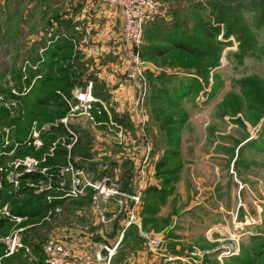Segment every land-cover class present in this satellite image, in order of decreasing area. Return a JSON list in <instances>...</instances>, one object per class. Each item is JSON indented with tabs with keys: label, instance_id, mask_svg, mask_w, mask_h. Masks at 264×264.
Returning a JSON list of instances; mask_svg holds the SVG:
<instances>
[{
	"label": "rangeland",
	"instance_id": "1",
	"mask_svg": "<svg viewBox=\"0 0 264 264\" xmlns=\"http://www.w3.org/2000/svg\"><path fill=\"white\" fill-rule=\"evenodd\" d=\"M157 1L160 15L145 24L140 48L147 83L146 122L142 130L139 122L130 121L129 114L137 111L132 110L134 105L129 107L126 116L122 113L128 119H120L123 136L118 137L107 125H94L80 109L70 115V104L78 103L76 96L86 89L73 88L71 97L70 91L68 97L61 90L68 110L60 118H46L52 115L45 107L36 108L42 118L31 116V108L23 102L35 84L30 72L40 68L42 60L65 69L61 75L67 74V80L57 77L53 85L58 93L59 81L70 82L72 71L82 75L75 79L82 85L88 75L97 78L101 73L119 77L123 83L133 56L121 37L119 12L102 2L104 15L91 13V21L82 19L74 29L70 0H0V215L10 220L0 228V264H32L31 256H41L42 242L51 237L80 247H112L120 240L111 264H125V249L147 248L140 232L163 237L156 255L160 264L171 261L166 253H175V247L188 261L185 264H264V0ZM220 12L223 23L217 21ZM199 19L218 26V33L212 38L194 33ZM57 20L68 21V26L58 25ZM169 29L204 54L170 47L162 38ZM56 31L64 39L71 38L70 47L50 57L44 52ZM112 81L104 86L109 92L119 87ZM177 83L189 86L188 95L176 99L167 95L168 101L150 98L158 87V94L170 91L171 95ZM136 94L135 87V99ZM120 113L114 112L118 118ZM65 116V132L52 131L51 126ZM94 118L104 120L102 114ZM25 121L27 135L17 142L14 131ZM70 131L76 136L73 143ZM146 144L150 153L144 183L159 191L153 199L143 192L139 226H127L125 214L113 216L117 197L122 196L110 197L106 203L98 197L94 202L91 188L83 196L61 199L35 219L19 216L17 222L10 217L16 216L11 208L20 204L22 188L39 193L38 187L54 183L23 177L28 172L22 164L28 158L40 160L35 172L47 168L49 175L66 163V156L64 160L55 156L56 147L63 146L70 149V161L88 172L90 179L106 178L110 188L130 193L141 178L138 170ZM90 148L97 156L94 161L90 155L79 157L90 154ZM39 150L44 151L34 155ZM106 150L111 152L104 158ZM150 206L154 210L147 211ZM16 231L32 255L20 250L4 256L1 238Z\"/></svg>",
	"mask_w": 264,
	"mask_h": 264
},
{
	"label": "built area",
	"instance_id": "2",
	"mask_svg": "<svg viewBox=\"0 0 264 264\" xmlns=\"http://www.w3.org/2000/svg\"><path fill=\"white\" fill-rule=\"evenodd\" d=\"M102 1L120 13L121 37L127 44H129L132 50L131 53L133 56V66L131 67V70L125 73L124 80L134 84L137 89L135 104L132 107V110L138 112V122L140 123L141 129L143 130L146 122L144 99L147 90V83L144 76L145 62L140 58V48L144 39V25L148 21L160 15L161 6L157 0ZM84 92L85 93H80V95L76 96L79 100L78 103L73 105L70 104V115H73V111L80 109V111L86 115H89V118L92 120L94 125H107L108 128L113 130L118 137H122L123 129L119 124L116 125L110 119L98 120L94 118V115L100 114H102V117L105 115L107 118L109 113L106 107L100 101H98L97 98L92 96L91 82H88L87 88ZM67 117L68 116H65L58 120V122L62 123L66 128H68ZM111 125L116 126L117 129L115 130L114 127L112 129ZM70 134V139L72 140L70 143H73L76 136L71 131ZM69 150L70 149L67 150L65 164L58 166L55 170L53 169L49 175L45 173L47 168H43L42 171H39L42 177L38 180L45 181L46 179H49L54 181L53 184L50 183L48 185L45 184V186L38 187V192L45 191V200L47 202H51L53 200L80 197L86 193L88 188L93 190L92 199L94 202L98 201V197H100L102 199L101 201H105L106 203L110 197L117 196L118 194L122 197H117V207L112 213L113 216L116 217L120 213L125 214L127 226L130 224L139 226L140 221L138 215L142 203V194L147 187V183H144V174L146 172L145 167L147 166L148 155L150 153L148 144H146L144 153L141 156L142 160L138 170V174L141 176L140 181H138L135 188H133L130 193L110 188L106 185V178H103L99 181L90 179L88 172L84 171L83 168L74 165L75 163L70 161ZM50 154H52V150H50ZM38 163L40 164L39 159L36 160L35 158H28L23 162L22 166L24 171L32 173L35 172V166ZM43 176L45 178H43ZM47 176H49V178H47ZM126 199H129V202H127ZM47 216H49V212ZM10 217L15 219L17 222H20L22 219L19 216ZM101 218L103 219V216H101ZM140 234L145 240L147 249L150 252H160L163 246L162 236L143 232H140ZM119 241L120 240H117L115 245L112 247L102 244H88L87 246L80 247L67 244L62 240L51 237L42 242V255L41 257H37L32 255V249L21 241L17 231L11 232L10 234L1 238V243L4 245L5 257L11 256L21 250L26 254L32 255V264H111V257L114 254ZM104 247L107 249L106 257L101 255V250ZM167 259L170 261L174 259V257L168 256ZM193 261L197 263L196 260ZM183 262L188 261L183 260Z\"/></svg>",
	"mask_w": 264,
	"mask_h": 264
},
{
	"label": "trees",
	"instance_id": "3",
	"mask_svg": "<svg viewBox=\"0 0 264 264\" xmlns=\"http://www.w3.org/2000/svg\"><path fill=\"white\" fill-rule=\"evenodd\" d=\"M152 20L154 21L155 19H152ZM57 21L59 22L58 25H60V26L62 25L61 23H65V24L68 23V21H64V22L61 20H57ZM217 21L222 22V23L224 22L222 12H220ZM150 22H151V20L148 21V23H146V24H149ZM66 26H68V24H66ZM144 29H145V27H144ZM65 30L69 31L70 26H69V29H67V27H66ZM218 31H219L218 26L211 25L210 23H208L202 19H199L197 21L194 33H197V34L201 35L202 37L204 36L206 38H212L213 36H215L218 33ZM226 31L229 32L230 30L227 29ZM62 36H63V34L59 33V31H56L54 33L53 38H50L51 42H50V45L48 46L49 48L47 47V49L45 50L44 53L45 54L48 53L50 57L51 56L53 57V55L54 56L56 55L57 51H60L64 48L66 50H68L67 47H70L69 41L71 40V38H68V40H67V38L64 39ZM162 38L164 39V41L169 42L170 47H173L174 49L179 50L180 52L190 54V55H202V54H204V52H202L198 48H194V47L190 46L188 44V41H186V42L183 41L181 36L178 38L176 30H172V29L167 30L165 32V35ZM142 46H141V48H142ZM204 47L202 46V48H204ZM165 49L163 51H165ZM140 54H141V52H140ZM48 61L42 60L43 65L40 68L35 69V71L30 72L29 78H31L30 80H34L36 78L34 80L35 84H33L32 88H30L28 95L26 97H24L23 103L28 105L31 108V112L29 111V114H31V116H33V115L35 117L40 116L42 118L41 114H37V110H36V108H41V107H45L46 109H51L49 111H51L50 115H52V116L46 117L48 119L60 118V117L64 116L68 110V105L62 99L61 92L64 91L63 94L67 95L69 97L68 94L70 91V97H71V90L73 88L80 87L81 89L85 90L86 84L88 83V81L92 82V87L94 90L93 93L95 95H97V94L99 95V93L96 90V86H95V81H96L95 76L88 75L86 77L87 81H85L84 85H82V81L79 83V81L75 80L81 74H78V73L72 71L70 73V82H69V81H66L67 77H68L67 74H64L63 76L61 75L65 71V69L62 67L58 68L57 66H54L51 61H49V62ZM55 70H56V72H55ZM191 73H194V72H191ZM57 77L66 78V80L63 78L59 81L60 87H59L58 91L60 93L57 92V87L53 86L54 83L57 82L56 81ZM81 77H82V75H81ZM174 77H177V76H174ZM185 77H189V76H185ZM30 82H32V81H30ZM77 83L79 84V86ZM157 91H160L159 87L153 92L152 97H150V98H152V100L156 101L160 98L162 100L168 101V99L166 97L167 95L170 97L173 95V97L175 99L178 97L188 95L189 86H182L181 84H178V87L177 88L175 87L174 91H171V93H172L171 95H170V91H167V92L164 91V92H166L165 95L163 93L158 94ZM148 98H149V96H148ZM4 111L6 113V110H4ZM27 115H28V112H27ZM5 118H7V115L5 116ZM26 123H27L26 121L23 122V125L21 126V128H19L17 131H14V140H16L17 142L24 141V139L27 135L28 127H27ZM51 127L53 128L52 131H55V132H61V131L65 132V130H66L64 128L65 126L60 122H58L56 126H51ZM79 142L80 141H77L78 145H79ZM20 147H23V145L21 144ZM43 148H45V146ZM56 148H57V150L55 152V156H57V157L59 156V158L64 160V158L67 154V150L65 149V147L60 146V145H58V147H56ZM43 151L44 150H41V151L39 150L34 155L40 156ZM47 160H48V162H53L52 158H48ZM159 163H160V164H158L159 166L163 164L162 162H159ZM23 177H28V178H31L32 180H38L42 177V175L40 174V172H32V173L25 174ZM158 191H159V189L156 186H149L145 190V194H147L150 199H153V197L158 193ZM20 192L22 193V198H21L22 200H21V202H19L20 204H18L17 206L14 205L11 208V212H12V215L22 216V217L26 216L27 220L32 219V218L35 219L37 217L43 216V215H45L47 210L53 209V208H55V206H57L61 203V200H53L51 202H47L45 200V191L39 192V193H34L32 188H28V186L22 188V190ZM149 210L151 211L154 209L152 206H150L149 208H147V211H149ZM9 221L10 220H9L8 216L0 215V228L4 227ZM126 250L127 249H125V251ZM235 257L236 256H232L231 258H235ZM113 258H114V256H113ZM238 258H240V255Z\"/></svg>",
	"mask_w": 264,
	"mask_h": 264
},
{
	"label": "crops",
	"instance_id": "4",
	"mask_svg": "<svg viewBox=\"0 0 264 264\" xmlns=\"http://www.w3.org/2000/svg\"><path fill=\"white\" fill-rule=\"evenodd\" d=\"M103 1L102 0H70V5L73 6V11L72 13H70V16L72 17V19L70 21H73L74 23V29H78L79 24L81 22L82 19L84 20H90L91 21V13H93L95 16H100V15H104L105 14V7L103 6ZM105 4V3H104ZM112 8V7H111ZM115 10V9H114ZM117 11V10H115ZM98 12V13H96ZM120 14V13H119ZM121 17V16H120ZM68 18V17H67ZM87 25H91V23L88 21ZM90 23V24H89ZM115 36V35H114ZM117 37V36H116ZM150 71L153 68H149ZM98 75V73H97ZM113 80V81H112ZM107 81H112L114 84H117L120 79L119 77H115L112 76V74H109V76L106 73H101L100 76H97L96 81H95V86H96V90L99 93V95H95L93 93V87H91V91L94 95L95 98L98 99V101H100L107 109L109 115L108 117L111 118V120L113 119V121L117 122L118 124L121 126L120 124V119H122V117L126 118V111H129L131 106L134 105V100H135V87L131 82H123L120 83L119 82V87L114 88L113 90H106L107 88ZM105 83V84H102ZM105 86V87H104ZM105 89V90H104ZM110 95V96H109ZM102 97H105V100H102ZM107 105L109 106L110 110L108 109ZM113 106L114 110L111 109L110 106ZM116 111V112H121L119 114V118L114 114V112H112L113 117H115L116 119L112 118V115L110 114V111ZM125 115L123 116L122 115ZM104 119H106V116H103ZM123 118V120H125ZM134 119L136 120V122H138L139 120V114L138 112H136V114H129V120L130 121H134ZM71 120V118H70ZM123 120H121L123 122ZM92 144V143H90ZM93 149L94 148H90V154H84V155H80L79 157L81 158L82 156L85 155H90V159L91 161H94L95 158H97V156H95L93 154ZM110 150H106L104 153H102V155L104 156V158L109 157L110 155ZM138 154V153H137ZM137 154L134 155V162L137 163V157H140L141 152L139 151V154L137 156ZM81 167V166H80ZM91 169H97V168H92ZM105 170V168H104ZM149 186H153V184L149 185ZM175 253L173 251H168L166 254H170L172 257H174V259H172L170 262H166V264H185V262H183L182 258L184 255H181L180 252L178 251V248L175 247L174 248ZM125 259L124 262L125 264H158L159 261H156V255H159V253H152L150 252L147 248H137V249H127L125 251ZM178 253V254H176ZM184 254V253H183ZM161 262H159L160 264ZM164 264V263H163Z\"/></svg>",
	"mask_w": 264,
	"mask_h": 264
},
{
	"label": "water",
	"instance_id": "5",
	"mask_svg": "<svg viewBox=\"0 0 264 264\" xmlns=\"http://www.w3.org/2000/svg\"><path fill=\"white\" fill-rule=\"evenodd\" d=\"M101 255L104 256V257L107 256V249H106L105 247L102 248V250H101Z\"/></svg>",
	"mask_w": 264,
	"mask_h": 264
},
{
	"label": "bare ground",
	"instance_id": "6",
	"mask_svg": "<svg viewBox=\"0 0 264 264\" xmlns=\"http://www.w3.org/2000/svg\"><path fill=\"white\" fill-rule=\"evenodd\" d=\"M80 95V94H79ZM82 96V95H81Z\"/></svg>",
	"mask_w": 264,
	"mask_h": 264
}]
</instances>
